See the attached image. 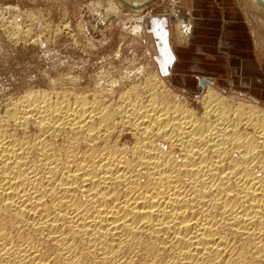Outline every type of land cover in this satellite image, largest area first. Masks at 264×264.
<instances>
[{
	"label": "bare ground",
	"instance_id": "6f19581e",
	"mask_svg": "<svg viewBox=\"0 0 264 264\" xmlns=\"http://www.w3.org/2000/svg\"><path fill=\"white\" fill-rule=\"evenodd\" d=\"M155 76L0 108V264H264V110Z\"/></svg>",
	"mask_w": 264,
	"mask_h": 264
},
{
	"label": "rangeland",
	"instance_id": "374dc122",
	"mask_svg": "<svg viewBox=\"0 0 264 264\" xmlns=\"http://www.w3.org/2000/svg\"><path fill=\"white\" fill-rule=\"evenodd\" d=\"M148 1L137 8L119 0H0V108L33 88L88 96L96 92L107 100L113 88L117 97L133 84L141 82L142 88L157 75L180 101L200 109L198 101L206 86H212L210 82L203 89L199 85L198 92L177 91L153 68V46L143 29L140 36L131 31L135 25L142 27L143 18L163 13L170 19L174 40L184 45L190 24L188 4L186 0ZM220 2L228 10H241L248 19L256 53L264 64V7L252 0ZM175 16L181 19L180 27ZM212 88L226 99L245 98L264 110V92L239 91L230 84Z\"/></svg>",
	"mask_w": 264,
	"mask_h": 264
},
{
	"label": "crops",
	"instance_id": "0c3cea01",
	"mask_svg": "<svg viewBox=\"0 0 264 264\" xmlns=\"http://www.w3.org/2000/svg\"><path fill=\"white\" fill-rule=\"evenodd\" d=\"M186 3L190 24L184 45L174 40L167 15L142 19L143 32L153 46V68L177 91L198 92L201 80H207L214 87L230 84L239 91L264 92V64L243 12L228 10L220 0Z\"/></svg>",
	"mask_w": 264,
	"mask_h": 264
},
{
	"label": "water",
	"instance_id": "95a60500",
	"mask_svg": "<svg viewBox=\"0 0 264 264\" xmlns=\"http://www.w3.org/2000/svg\"><path fill=\"white\" fill-rule=\"evenodd\" d=\"M205 82H208V81H206V80H201V82H200V86L202 87V89L204 88V83Z\"/></svg>",
	"mask_w": 264,
	"mask_h": 264
},
{
	"label": "built area",
	"instance_id": "2783aa9c",
	"mask_svg": "<svg viewBox=\"0 0 264 264\" xmlns=\"http://www.w3.org/2000/svg\"><path fill=\"white\" fill-rule=\"evenodd\" d=\"M178 18V16H175V20ZM178 20V19H177Z\"/></svg>",
	"mask_w": 264,
	"mask_h": 264
}]
</instances>
